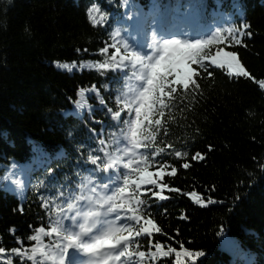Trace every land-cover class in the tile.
I'll use <instances>...</instances> for the list:
<instances>
[{"label": "trees", "instance_id": "16d2710c", "mask_svg": "<svg viewBox=\"0 0 264 264\" xmlns=\"http://www.w3.org/2000/svg\"><path fill=\"white\" fill-rule=\"evenodd\" d=\"M93 5L100 9L99 24L88 16ZM168 7L175 12L172 29L183 34L210 17L231 18L236 36L247 24L252 35L240 36V44L221 31L220 44L207 51L209 56L218 48L236 52L252 78L229 76L208 56L207 70L192 65L195 85H174L157 140L165 151L150 166L154 172L157 164L167 165L162 178L169 185L162 192L167 199L146 197L161 232L141 237L140 250L154 252L157 241L164 251L180 250L183 243L204 252L194 264H264V89L256 82L264 80V0L244 5L243 0H0V175L8 168L15 177L27 175L22 198L0 185V247L6 250L0 264L8 259L23 264L11 250L30 249L36 229L50 228V219L57 218L56 190L80 189L86 177L95 186L111 182L85 167L109 132L108 111L119 110L123 84L119 73L99 64L111 59L113 44L125 54L128 41L121 35L132 31V14L163 20ZM104 47L109 53L100 51ZM79 133L90 136L82 140ZM175 151L187 156L178 158ZM197 152L203 160L191 159ZM221 236L231 244L220 246ZM148 264H175V254L158 255Z\"/></svg>", "mask_w": 264, "mask_h": 264}, {"label": "snow or ice", "instance_id": "6c2138e0", "mask_svg": "<svg viewBox=\"0 0 264 264\" xmlns=\"http://www.w3.org/2000/svg\"><path fill=\"white\" fill-rule=\"evenodd\" d=\"M99 11L95 5L89 9L88 16L93 24L100 23L95 15ZM101 19L104 17L101 16ZM248 27L247 24L243 25L244 31H240V36L252 35L247 31ZM221 31L216 28L213 36L206 40L156 39V33L153 32L154 55L142 56L135 50L129 55L127 49L131 45L127 42L123 49L124 55H120L122 49L118 45L111 46L115 48V53L111 59L100 63L99 68L119 69L131 63L133 70L140 73L139 84L127 98H117L119 110L109 109L113 119L127 125L125 146L118 148L115 156L105 153L107 160L100 156H91L90 159L93 164L101 165L103 171L119 168L120 165L127 171L117 176V179H122L119 186L105 183L99 186V191L94 187L91 195H81L76 201L68 203L66 209L57 208V218L50 219L51 227L46 229L40 226L29 237L31 242H35L34 246L23 251L19 247L11 250L22 258L23 264H28V261L32 264H148V259L155 260L158 255L169 257L170 253L175 254V264H183L184 259L194 264L204 255V252L192 251L183 243L180 244V250L169 247L164 251L158 241L155 242L154 252H145L140 250L138 240L161 232L151 218V202L146 197H155L157 201L167 199L162 195L163 190L169 187L162 179L167 165L157 164L158 170L150 171L153 158L165 151L159 147L157 140L158 133L164 127L161 118L169 107L166 100L176 91L174 85H183L187 89L190 83L196 84L193 79L196 69L192 65L204 70L210 67L205 63L210 55L207 48L211 44H220ZM237 31L239 29H229V36L233 43L240 44V36L235 35ZM109 50V47L100 49L102 53H109ZM211 64L227 67L229 76L235 74L236 77L252 78L237 59L236 52L218 48L211 57ZM64 67L71 71L70 65L65 64ZM207 75L211 77L212 71H207ZM256 82L264 89V80ZM83 91L81 89V95ZM122 113H126L129 118L125 119ZM175 156L185 157L187 153L175 151ZM191 159L203 160L204 156L197 152ZM182 167L187 169L190 165L184 163ZM176 172L177 169L172 167L170 175L175 176ZM172 191L179 192L180 189ZM189 195L198 205H204L196 193ZM19 210L22 212L23 208ZM65 220L69 223L65 224ZM45 236L54 237V242L45 244ZM5 251L4 247H0V254ZM76 253L81 254L80 258L76 257ZM7 264H13L12 259H8Z\"/></svg>", "mask_w": 264, "mask_h": 264}, {"label": "bare ground", "instance_id": "6f19581e", "mask_svg": "<svg viewBox=\"0 0 264 264\" xmlns=\"http://www.w3.org/2000/svg\"><path fill=\"white\" fill-rule=\"evenodd\" d=\"M247 1H249V0H243V5H244V3H247ZM147 6V12L148 13H151V6H150V4H148V5H146ZM155 8V7H154ZM246 11H241V12H239L240 14H244ZM104 19H108V17H105ZM215 19V18H214ZM124 20H125V18H124ZM122 22H126V21H120V22H116V23H122ZM225 25V21L223 20V19H221V20H219V19H216L213 23H212V25H211V28H212V30L213 31H216V28H220L221 29V27H223ZM140 26H141V24H140ZM211 28H210V26H208V25H204V26H202V29L205 31V33H209L210 31H211ZM140 30H141V34H142V37H143V39L144 40H147V38H148V32L143 28V27H141L140 28ZM112 33H110V35H111ZM112 124V123H111ZM110 124V125H111ZM109 125V126H110ZM90 135H81L80 133L77 135V137L78 138H80V139H82V140H85V139H87L88 137H89ZM6 170V172L8 173V175H12V177H15V175L12 173V171H11V169H5Z\"/></svg>", "mask_w": 264, "mask_h": 264}, {"label": "rangeland", "instance_id": "374dc122", "mask_svg": "<svg viewBox=\"0 0 264 264\" xmlns=\"http://www.w3.org/2000/svg\"><path fill=\"white\" fill-rule=\"evenodd\" d=\"M208 60L211 62V57H209ZM0 185L6 188H13L16 192H20L23 186L25 187L22 177H12V175H8L7 172H5L3 176L0 175Z\"/></svg>", "mask_w": 264, "mask_h": 264}]
</instances>
